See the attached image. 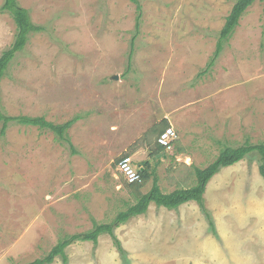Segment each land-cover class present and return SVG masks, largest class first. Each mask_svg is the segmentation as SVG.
I'll use <instances>...</instances> for the list:
<instances>
[{
	"label": "rangeland",
	"instance_id": "374dc122",
	"mask_svg": "<svg viewBox=\"0 0 264 264\" xmlns=\"http://www.w3.org/2000/svg\"><path fill=\"white\" fill-rule=\"evenodd\" d=\"M139 1L137 29L131 0H18L43 30L0 82V110L76 121L66 131L74 149L47 129L11 123L2 135L0 126V264L43 258L95 223H116L121 250L107 233L74 242L51 264H264L257 152L211 178L204 209L152 202L117 222L136 203L130 189L148 191L155 179L164 194L191 188L225 147L264 143V2L247 9L216 57L237 0ZM16 32L0 13V56ZM165 118L174 148L129 184L119 160L139 146L150 157Z\"/></svg>",
	"mask_w": 264,
	"mask_h": 264
},
{
	"label": "trees",
	"instance_id": "16d2710c",
	"mask_svg": "<svg viewBox=\"0 0 264 264\" xmlns=\"http://www.w3.org/2000/svg\"><path fill=\"white\" fill-rule=\"evenodd\" d=\"M136 5L138 11V18L136 28L140 27V20L142 16V5L139 0H131ZM256 1L260 0H237L230 15L226 19V23L220 33V39L218 42V48L216 50V57L222 52L223 44L230 39L235 32L236 27L239 24L240 19L249 7H251ZM264 2V0H261ZM0 13L8 14L15 22L17 32L15 35V41L12 46L3 51L0 56V82L6 76L11 62L15 59L16 55L22 52L29 42L30 36L34 33H39L43 30L42 27L37 26L30 16L27 9L23 8L18 0H5L0 7ZM76 120H71L62 125H56L48 122L43 117H28V116H6L0 110V126L1 134L5 135L6 131L11 123H20L25 126H34L42 129H47L58 135L64 143H67L72 149L74 146L70 138L66 137V131L72 127ZM166 127L164 128V130ZM162 130L161 132H163ZM160 132V133H161ZM162 147V146H161ZM164 148V147H163ZM165 149V148H164ZM75 151V150H74ZM251 152H257L260 155L259 172L264 178V143L254 144L250 141L245 142L238 147H225L217 159L204 169L196 170L197 184L191 188L178 189L172 193L164 194L158 186L155 179L151 190L147 194H137L136 203L132 205L126 212L121 213L117 219L118 223L128 221L132 217L140 216L144 214L150 203L154 202L158 206H163L167 209L173 210L180 206L196 201L201 208L204 209L203 196L208 182L213 176H215L220 169L232 166L241 160H243ZM115 224H94V228L82 234H75L66 238L58 243L48 255L43 258L36 259L28 264H51L55 257L63 256L65 258V249L76 241H89L95 244L98 243V239L102 234H109L114 239L117 247L120 248V243L113 234Z\"/></svg>",
	"mask_w": 264,
	"mask_h": 264
},
{
	"label": "crops",
	"instance_id": "0c3cea01",
	"mask_svg": "<svg viewBox=\"0 0 264 264\" xmlns=\"http://www.w3.org/2000/svg\"><path fill=\"white\" fill-rule=\"evenodd\" d=\"M166 119V118H165ZM163 120V123H162V125L164 126V128L166 127V126H169V119L167 118L166 120ZM164 128L162 129V130H164ZM162 130H156L157 131V133L159 134ZM134 142H131L130 143V145L129 146H131L132 144H133ZM174 146H175V144H174ZM174 146H173V148H174ZM148 148H150V147H148ZM165 150L166 149H164L163 147H161L157 142H155V144H154V148L152 149V151H151V156L149 157L148 155H147V151L145 150V148L143 147V146H139V147H133L132 148V151H131V153H130V156L132 157V159H133V163H134V165L137 167V168H139L140 170H142L145 174L146 173H148V172H151L152 173V171L154 170V168H155V163H154V159H158L160 156H162L161 154H163V153H165ZM149 155H150V153H149ZM149 157V158H148ZM138 158H140V161L139 162H137V159ZM148 158V159H147ZM166 157H164V159H165ZM136 160V161H135ZM149 168V169H148ZM153 168V169H152ZM117 188L118 189H122V185H117ZM151 188L152 187H150L149 188V190L148 191H146V189H147V186H145V188H143V190L140 192V191H138V189L137 188H134L133 190H129V194H131V195H133V196H135L136 197V195L137 194H147V193H149V191L151 190ZM176 191V190H175ZM172 192H174V191H172ZM171 192V193H172ZM169 194V193H168ZM80 234H82V233H80ZM72 236V235H71ZM111 237V236H110ZM112 238V237H111ZM89 242V241H88ZM93 243V242H92ZM95 244V243H94ZM35 261V260H34ZM31 263V262H30ZM28 264V263H27Z\"/></svg>",
	"mask_w": 264,
	"mask_h": 264
},
{
	"label": "built area",
	"instance_id": "2783aa9c",
	"mask_svg": "<svg viewBox=\"0 0 264 264\" xmlns=\"http://www.w3.org/2000/svg\"><path fill=\"white\" fill-rule=\"evenodd\" d=\"M178 135L173 126L166 128L158 138V144L164 147L167 150L173 148L175 141L177 140ZM118 172L126 179V181L131 184H137L142 182V175L134 163L130 155L123 156L117 166Z\"/></svg>",
	"mask_w": 264,
	"mask_h": 264
},
{
	"label": "water",
	"instance_id": "95a60500",
	"mask_svg": "<svg viewBox=\"0 0 264 264\" xmlns=\"http://www.w3.org/2000/svg\"><path fill=\"white\" fill-rule=\"evenodd\" d=\"M116 79H117V77H116Z\"/></svg>",
	"mask_w": 264,
	"mask_h": 264
}]
</instances>
